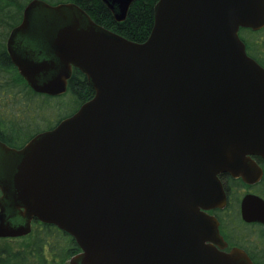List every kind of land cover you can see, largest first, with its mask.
I'll return each mask as SVG.
<instances>
[{
    "label": "water",
    "instance_id": "obj_1",
    "mask_svg": "<svg viewBox=\"0 0 264 264\" xmlns=\"http://www.w3.org/2000/svg\"><path fill=\"white\" fill-rule=\"evenodd\" d=\"M117 22L134 0H100ZM264 27V0H157L144 41L96 23L74 2L30 0L6 46L38 93L58 96L73 69L93 96L21 147L0 140V236L18 213L68 233L69 264H252L218 249L220 175L262 177L264 67L240 28ZM244 221L264 224L247 193Z\"/></svg>",
    "mask_w": 264,
    "mask_h": 264
},
{
    "label": "trees",
    "instance_id": "obj_2",
    "mask_svg": "<svg viewBox=\"0 0 264 264\" xmlns=\"http://www.w3.org/2000/svg\"><path fill=\"white\" fill-rule=\"evenodd\" d=\"M29 1L0 0V140L16 148L21 147L34 134L52 128L93 96V89L78 69L72 70L66 91L58 96L35 92L19 74L11 62L6 42L11 29L21 21L23 9ZM44 1L51 4L74 2L99 25L140 42L150 33L153 5L157 0H134L126 18L121 22L114 20L100 0ZM238 33L247 54L264 67V27L256 31L240 28ZM226 211L227 207L223 211V217ZM222 223L221 227L224 226L223 220ZM74 246L73 252H76L78 246L75 242Z\"/></svg>",
    "mask_w": 264,
    "mask_h": 264
},
{
    "label": "flooded vegetation",
    "instance_id": "obj_3",
    "mask_svg": "<svg viewBox=\"0 0 264 264\" xmlns=\"http://www.w3.org/2000/svg\"><path fill=\"white\" fill-rule=\"evenodd\" d=\"M252 158L261 167L262 177L255 183L247 184L241 178L232 177L228 173L221 174L219 177L226 193V206L208 212L213 214L219 223V233L224 244L217 245L218 249L231 252L237 248L246 253L252 264H264V224L244 221L240 211L241 200L247 193L255 194L264 200V160L258 156ZM226 207L227 211L223 217ZM9 222L16 227L26 228L28 225L29 230L16 236H0V264H69L70 258L80 251L77 248V251L73 252L74 239L53 224L41 222L36 218L25 224L18 213L11 215ZM5 256L8 257L3 259ZM11 256L14 258H10Z\"/></svg>",
    "mask_w": 264,
    "mask_h": 264
},
{
    "label": "rangeland",
    "instance_id": "obj_4",
    "mask_svg": "<svg viewBox=\"0 0 264 264\" xmlns=\"http://www.w3.org/2000/svg\"><path fill=\"white\" fill-rule=\"evenodd\" d=\"M262 35V34H261ZM260 37V36H259Z\"/></svg>",
    "mask_w": 264,
    "mask_h": 264
}]
</instances>
